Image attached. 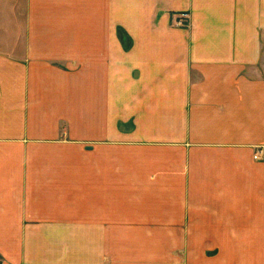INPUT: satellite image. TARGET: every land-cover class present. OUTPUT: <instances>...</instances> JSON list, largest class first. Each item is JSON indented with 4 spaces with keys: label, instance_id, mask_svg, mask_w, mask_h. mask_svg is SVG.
<instances>
[{
    "label": "crops",
    "instance_id": "crops-1",
    "mask_svg": "<svg viewBox=\"0 0 264 264\" xmlns=\"http://www.w3.org/2000/svg\"><path fill=\"white\" fill-rule=\"evenodd\" d=\"M12 1L24 40L0 41L9 122L47 129L42 114L67 105L119 121L137 151L121 155L127 192L146 198L24 263L264 264V0ZM114 224L136 227L118 239L132 247L113 248Z\"/></svg>",
    "mask_w": 264,
    "mask_h": 264
},
{
    "label": "rangeland",
    "instance_id": "rangeland-1",
    "mask_svg": "<svg viewBox=\"0 0 264 264\" xmlns=\"http://www.w3.org/2000/svg\"><path fill=\"white\" fill-rule=\"evenodd\" d=\"M21 5L23 2L0 0V41L24 40ZM16 13L21 20L17 28L20 33H14L7 18ZM117 38L122 43L131 42L121 31ZM88 109L67 105L56 113L49 107V112L42 114V123L49 127L40 130L37 122H30L28 127L32 128L28 129L17 122L15 128V123L9 122L8 105L0 107V264H25L26 257H37L40 251L56 245L55 235L87 239L84 237L103 229L89 223L105 216L114 221L128 217L143 199L146 201L144 193L127 192L135 183L127 178L121 155L137 151L122 141L126 137L123 125L118 121L117 128L105 130L103 115ZM96 147L100 150L91 151ZM108 156L112 167L107 171ZM105 205L107 211L101 208ZM111 230L116 249L132 245L118 239L138 233L136 227L120 224ZM83 243L88 242L81 240Z\"/></svg>",
    "mask_w": 264,
    "mask_h": 264
},
{
    "label": "built area",
    "instance_id": "built-area-1",
    "mask_svg": "<svg viewBox=\"0 0 264 264\" xmlns=\"http://www.w3.org/2000/svg\"><path fill=\"white\" fill-rule=\"evenodd\" d=\"M257 158V157H256Z\"/></svg>",
    "mask_w": 264,
    "mask_h": 264
}]
</instances>
